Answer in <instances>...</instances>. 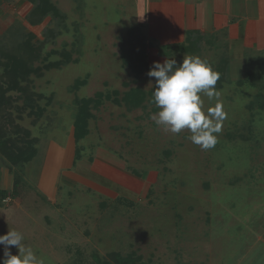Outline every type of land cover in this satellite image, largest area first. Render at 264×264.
I'll return each instance as SVG.
<instances>
[{
  "label": "rangeland",
  "instance_id": "1",
  "mask_svg": "<svg viewBox=\"0 0 264 264\" xmlns=\"http://www.w3.org/2000/svg\"><path fill=\"white\" fill-rule=\"evenodd\" d=\"M51 2L60 15L33 24L37 0H0L1 52L29 34L41 48L34 63L40 72L21 84L41 95L31 102L35 114L19 109L28 93L3 81L6 97H22L7 107L0 127L20 145L33 139L37 154L12 164L0 151L1 184L6 167L11 189L19 182L17 195L0 204V235L23 232L45 264H100L97 257L111 259L112 252L145 264H231L248 253L264 234V49L245 51L222 36L201 35L161 46L146 27L133 32L130 0ZM165 13L170 32L178 24ZM136 39L147 45L138 71L123 61ZM185 55L207 58L220 74L216 90L227 117L207 151L187 130L173 135L151 119L159 109L148 71L155 61L179 64ZM2 71L0 64V77ZM136 87L146 98L131 107L124 96ZM98 92L109 97L90 104L89 132L77 143V98H99ZM204 102L207 108L217 101ZM262 250L251 249L244 262L264 264ZM3 258L0 245V264Z\"/></svg>",
  "mask_w": 264,
  "mask_h": 264
},
{
  "label": "clouds",
  "instance_id": "2",
  "mask_svg": "<svg viewBox=\"0 0 264 264\" xmlns=\"http://www.w3.org/2000/svg\"><path fill=\"white\" fill-rule=\"evenodd\" d=\"M147 75L155 78L153 102L159 109L151 116L155 124L173 135L187 130L193 144L205 151L214 148L227 113L216 90L220 74L212 62L199 55H185L179 64L169 58L163 63L155 61ZM204 97L217 102L206 108ZM24 241V233L16 229L0 235L2 264H45V259ZM13 246L16 254L11 252Z\"/></svg>",
  "mask_w": 264,
  "mask_h": 264
},
{
  "label": "crops",
  "instance_id": "3",
  "mask_svg": "<svg viewBox=\"0 0 264 264\" xmlns=\"http://www.w3.org/2000/svg\"><path fill=\"white\" fill-rule=\"evenodd\" d=\"M129 6L130 12H136L135 24L146 27L149 36L160 41L161 46L182 44L188 38L197 42V36L201 35L206 41L222 36L231 43L241 44L245 51L264 49V0H130ZM166 11L171 12L178 24L170 32L164 29ZM46 168L42 173L45 180ZM3 177L2 188L10 190L13 177L7 167ZM258 246L264 256V234L251 249ZM251 249L231 264H246L244 258Z\"/></svg>",
  "mask_w": 264,
  "mask_h": 264
},
{
  "label": "trees",
  "instance_id": "4",
  "mask_svg": "<svg viewBox=\"0 0 264 264\" xmlns=\"http://www.w3.org/2000/svg\"><path fill=\"white\" fill-rule=\"evenodd\" d=\"M50 13L53 15H60L59 9L51 2V0H37V4L34 6L29 18L31 23L37 24L44 16H47ZM131 29H133V32H139L140 27L136 26ZM191 34L193 33H190V35ZM33 37L34 35L29 34L28 37L12 51L4 50L1 52L0 50L2 57L5 58V60H3V58L0 59V64L3 65L2 76L0 77V83H2V85L0 84V120L2 121H0V124L3 123L6 114H8L7 107H13L14 102L22 97L19 96L17 98H13V100L11 97H6L3 81L7 82L9 87H14L13 89L28 93V88L23 87L21 84L29 82L30 74L34 72L38 74L41 70V67L34 68L35 61H37L41 56V48L37 44L33 43ZM146 47L147 45L145 40L136 39V41L131 45V50H126L125 54H123L124 63L130 65L131 68L136 71L141 70L140 64L145 63L142 56L146 53ZM141 53L142 55H140ZM69 56L70 55H68L67 58ZM57 65V63L48 64L46 65V68H52ZM79 85H81L80 82H77V86ZM96 95L99 98H77L78 111L74 122V136L77 143L81 141L89 132L88 125L92 116L90 104L95 102V104L98 105L102 102V97H109V94H104L103 92H98ZM35 96L39 97L41 95H34L32 91H29L27 95H24L26 104L19 109L24 111L25 108L31 107L32 112L35 114L33 104L31 103L34 101ZM145 98L146 92L140 87L131 88L124 96L125 101L131 107L141 106ZM43 111L44 109L41 107L37 109L38 113H43ZM2 126H4V124L0 127V151L12 164L31 161L37 154V149L33 146L34 140L31 139L26 143L27 145H25V143L24 145H20L19 141L12 138L10 135H7V128ZM24 132L26 137L29 136V132ZM23 140L25 141V138H23ZM12 148H17L18 152H15ZM18 186L19 182L15 179L13 189L8 190L0 187V204L3 203L6 198H11L12 196L14 197L17 195ZM134 255L135 254H129L124 257L119 252H112L110 254L111 259L101 260V258L97 257V261L100 264H145L143 261H140V257H138V259H134Z\"/></svg>",
  "mask_w": 264,
  "mask_h": 264
}]
</instances>
